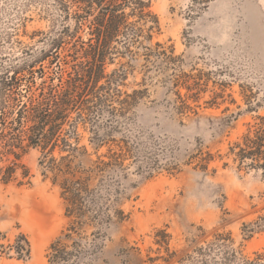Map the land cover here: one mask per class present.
I'll return each instance as SVG.
<instances>
[{"label": "rangeland", "instance_id": "1", "mask_svg": "<svg viewBox=\"0 0 264 264\" xmlns=\"http://www.w3.org/2000/svg\"><path fill=\"white\" fill-rule=\"evenodd\" d=\"M143 1L145 11L157 17L158 30L144 42L149 49L132 47L134 54L105 64L106 74L117 70L124 76L118 94L97 106L129 109L114 119L112 134L133 155L115 204L126 217H113L102 235H90L93 228H87L81 233L87 239L73 236L67 242L84 245L94 238L88 264H150L148 256L166 254L155 243L157 229L166 230L169 250L178 253L200 244L202 231L206 239L223 232L230 234L233 248L253 257L264 250V231L244 239L241 225L264 206V178L238 170L224 153L257 115H264V0ZM63 22L56 0H0V64L12 63L24 51L27 58L38 56ZM183 74L199 76L202 84L197 99L187 100L190 108H183L192 110L180 114L176 91L185 96L187 90L174 86L173 79ZM134 89L140 93L126 96ZM198 148L214 154L206 171L187 164ZM38 156L29 148L19 158L15 178L0 186V264H60L48 262L46 255L68 219L59 187L41 175ZM145 157L161 165L150 177L136 169ZM21 235L30 252L17 259L10 246ZM176 259L169 264H179ZM155 263L167 264L161 258Z\"/></svg>", "mask_w": 264, "mask_h": 264}, {"label": "trees", "instance_id": "2", "mask_svg": "<svg viewBox=\"0 0 264 264\" xmlns=\"http://www.w3.org/2000/svg\"><path fill=\"white\" fill-rule=\"evenodd\" d=\"M56 1L64 22L58 34L48 38L49 47L41 49L36 57H25L24 51L12 63L0 64V186L15 178L20 156L29 148L37 149L40 173L59 187L68 219L63 235L49 244L47 261L88 264L95 249L94 238L84 245L77 239L67 241L73 236L87 239L81 234L87 228H93L90 235H102L113 217L118 221L126 217L115 204L121 178L133 156L123 139L112 137L114 119L129 109H97L118 94V80L124 76L117 70L106 74L105 64L116 56L134 54L132 47L149 49L144 42L151 41L154 30H158V20L145 11L143 0ZM154 45L161 47L159 42ZM158 55L165 56V50H158ZM179 84L187 92L182 96L176 91L180 109L175 110L183 114L192 110L183 108H190L189 98L197 99L202 83L199 76L183 74L173 79L174 86ZM139 93L140 90L134 89L126 96ZM102 116L106 121H101ZM85 132L87 140L81 143ZM222 156L218 154L219 158ZM224 156L238 170H253L264 178V115H257L228 144ZM214 158L209 150L198 148L187 164L194 163L193 168L206 171ZM159 167L156 159L148 157L136 169L150 177ZM27 175L23 169L21 176ZM263 231L264 206L241 225L244 239ZM197 236L202 238L200 244L178 253L169 250L166 230L157 229L155 243L166 254L148 256L147 260L150 264H156L157 258L167 264L175 258L179 264H264V250L249 257L232 247L229 233L214 232L206 239L202 231ZM196 239L192 242L196 243ZM10 247L17 259L29 256V243L23 235Z\"/></svg>", "mask_w": 264, "mask_h": 264}, {"label": "bare ground", "instance_id": "3", "mask_svg": "<svg viewBox=\"0 0 264 264\" xmlns=\"http://www.w3.org/2000/svg\"><path fill=\"white\" fill-rule=\"evenodd\" d=\"M262 239V238H261Z\"/></svg>", "mask_w": 264, "mask_h": 264}]
</instances>
